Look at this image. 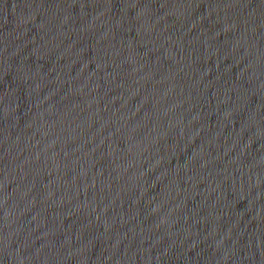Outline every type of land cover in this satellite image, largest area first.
Listing matches in <instances>:
<instances>
[{
  "label": "water",
  "instance_id": "1",
  "mask_svg": "<svg viewBox=\"0 0 264 264\" xmlns=\"http://www.w3.org/2000/svg\"><path fill=\"white\" fill-rule=\"evenodd\" d=\"M0 264H264V0H0Z\"/></svg>",
  "mask_w": 264,
  "mask_h": 264
}]
</instances>
